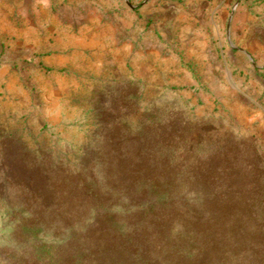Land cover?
Wrapping results in <instances>:
<instances>
[{
  "label": "rangeland",
  "instance_id": "obj_1",
  "mask_svg": "<svg viewBox=\"0 0 264 264\" xmlns=\"http://www.w3.org/2000/svg\"><path fill=\"white\" fill-rule=\"evenodd\" d=\"M147 143L216 149L227 224L264 248V0H0V264H68L105 209L119 241L117 162Z\"/></svg>",
  "mask_w": 264,
  "mask_h": 264
},
{
  "label": "trees",
  "instance_id": "obj_2",
  "mask_svg": "<svg viewBox=\"0 0 264 264\" xmlns=\"http://www.w3.org/2000/svg\"><path fill=\"white\" fill-rule=\"evenodd\" d=\"M214 150L205 149V161L195 163L175 158L171 144L147 143L124 156L117 162L115 189L138 209L132 230L121 228L116 242L111 230L119 226L103 210L96 228L106 240L80 244L68 264H102L98 256L110 264L118 257L129 264H264L263 246L238 239L240 231L233 234L227 224L226 182Z\"/></svg>",
  "mask_w": 264,
  "mask_h": 264
}]
</instances>
